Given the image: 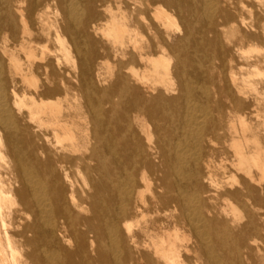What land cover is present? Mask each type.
Returning a JSON list of instances; mask_svg holds the SVG:
<instances>
[{
	"label": "bare ground",
	"instance_id": "1",
	"mask_svg": "<svg viewBox=\"0 0 264 264\" xmlns=\"http://www.w3.org/2000/svg\"><path fill=\"white\" fill-rule=\"evenodd\" d=\"M0 264H264V0H0Z\"/></svg>",
	"mask_w": 264,
	"mask_h": 264
}]
</instances>
